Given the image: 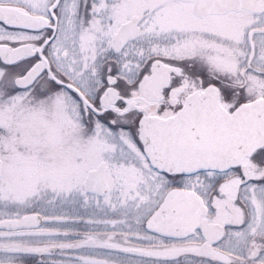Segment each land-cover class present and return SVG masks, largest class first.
<instances>
[{"label": "snow or ice", "instance_id": "obj_1", "mask_svg": "<svg viewBox=\"0 0 264 264\" xmlns=\"http://www.w3.org/2000/svg\"><path fill=\"white\" fill-rule=\"evenodd\" d=\"M0 264H264V0H0Z\"/></svg>", "mask_w": 264, "mask_h": 264}]
</instances>
